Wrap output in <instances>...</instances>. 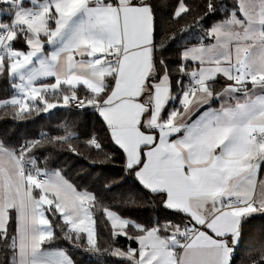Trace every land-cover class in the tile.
<instances>
[{"label": "snow or ice", "instance_id": "snow-or-ice-1", "mask_svg": "<svg viewBox=\"0 0 264 264\" xmlns=\"http://www.w3.org/2000/svg\"><path fill=\"white\" fill-rule=\"evenodd\" d=\"M0 264H264V0H0Z\"/></svg>", "mask_w": 264, "mask_h": 264}, {"label": "trees", "instance_id": "trees-1", "mask_svg": "<svg viewBox=\"0 0 264 264\" xmlns=\"http://www.w3.org/2000/svg\"><path fill=\"white\" fill-rule=\"evenodd\" d=\"M38 127H39L38 125H32V126H31V128H32L33 130H36ZM257 223H258V222H257ZM84 259H85L86 262H87V258H84Z\"/></svg>", "mask_w": 264, "mask_h": 264}]
</instances>
